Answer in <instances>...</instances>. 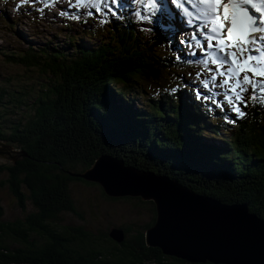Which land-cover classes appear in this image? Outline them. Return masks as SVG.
Returning a JSON list of instances; mask_svg holds the SVG:
<instances>
[{"label":"trees","instance_id":"16d2710c","mask_svg":"<svg viewBox=\"0 0 264 264\" xmlns=\"http://www.w3.org/2000/svg\"><path fill=\"white\" fill-rule=\"evenodd\" d=\"M148 3L122 1L113 15L116 21L106 17L102 30L85 32L96 40L94 46L71 34L63 48L47 41L36 48L27 44L21 53L1 52L9 62L38 70L47 81L28 113L16 116L10 109L14 117H7L0 107L5 124L0 125V140L28 156L19 155L12 165L0 161V175H5L0 187L6 186L21 209V215L5 220L0 205V264H212L188 263L146 246L143 232L154 217L141 229L120 226L124 239L119 244L100 230L60 225L64 213L82 219L68 183L92 184L72 174L88 168L100 154L223 203L245 202L249 211L264 217V104L252 100L251 92L247 107L241 105L243 117L218 106L223 101L203 90L210 99L201 104L185 80L140 107L132 106L138 102L135 96L145 97L137 81L159 83L161 76L188 63L203 65L202 58L192 55L188 61L167 51L175 36L167 25L140 27L141 16L153 14L144 6ZM74 6H83L87 14L95 11L87 4ZM7 93L12 107L24 105L21 98L11 97L13 91ZM2 94L0 88V100ZM113 96L125 111L118 110ZM232 120L236 122L230 127ZM229 129L233 132L226 139L221 131ZM203 131L212 138L206 139Z\"/></svg>","mask_w":264,"mask_h":264},{"label":"rangeland","instance_id":"374dc122","mask_svg":"<svg viewBox=\"0 0 264 264\" xmlns=\"http://www.w3.org/2000/svg\"><path fill=\"white\" fill-rule=\"evenodd\" d=\"M145 1L146 0H143V2ZM170 1L171 0L167 2L166 0V6L168 8H173L175 13L183 14V22L180 23L184 25L185 28L181 29V25L176 23L177 19H179L177 14L174 17L172 16L170 24L167 25L161 11L158 12L160 14H150L148 16L150 19L148 20L141 18L140 27H148L151 24H156L159 27H165L167 25V27L169 26L168 28H171L173 23L174 26H176V31L174 33L175 36L173 38L174 41L172 45H168L166 48L167 51H173L177 53L178 56L185 58L188 61H191L192 59H188L187 57L192 56L193 53H196L194 55L196 56V59L204 58V49L197 47L196 41L192 40V32L194 31V28L187 25L189 19L184 16L187 13H184L183 8L180 7V0H178L176 5H171ZM70 3L72 6H70ZM130 3H133V0H130ZM74 5H76L75 0H47L45 3H39L37 0H27V2H25V0H0V88L3 89L0 107H3L1 109L6 111L7 117H14L12 114L9 115L10 109H14L16 116L22 112L28 113L33 98L43 92V89L41 88L45 86L47 79L44 74L40 73L33 67H25L7 61L5 57L2 56V53H21V50L23 51V49L27 47V44L36 48V46L44 44L47 41H50V45L56 44L58 47L63 48L66 45V38L68 35H78L79 39H76L77 42L82 41L84 44H92L94 46L96 40L86 38L85 32L89 29L96 28L102 30V21L106 20L104 18H113L112 14L105 16L103 12L97 13L96 11L91 12L92 15H88L86 10L83 9V6L77 7ZM188 5L190 6L191 4H185L184 7L188 8ZM147 8L148 7H146V9ZM170 11L173 12V10ZM3 15L7 16L8 19L5 20ZM113 19L116 21L115 18ZM193 22L195 21L193 20ZM199 22L201 23V21ZM9 26H11V28H9ZM177 30L180 32L177 33ZM198 35L202 36L203 34L199 33ZM181 40H184L185 43L181 44ZM188 42H191V48H189ZM202 43L206 45L207 41L202 40ZM213 43H215V41H213ZM212 51H215V49H208L209 53ZM245 55H247V53H245ZM188 65L191 67L186 66L183 69H176L165 76H161L162 79L159 83L137 81L139 86L144 89L145 97H142V100H140L135 96L133 99H136L138 102H133L135 105L132 106L140 107L143 105L144 101L146 102L147 98L156 97L159 91H164L169 85L173 87L174 85H178L179 80H185L191 85V91H194L195 94V89H199L201 93H203L201 91L203 90L210 95H212V93H220V95H213L212 99L217 98L223 101L220 106H223L224 109L228 110L232 108L231 103L224 101V99H226V88H212L210 83L209 89H204L201 85V79H210V76L213 73L207 71L204 65H194L189 63ZM215 67L216 66L209 60L207 68L215 69ZM197 73L201 74L200 77L197 76ZM247 74L252 77V74ZM243 75L244 73L240 74L241 79L243 78ZM223 79V76L217 75L216 83H219ZM257 79H260V77H257ZM44 88H46V86ZM250 89L251 88L249 87V90ZM249 90L247 93L243 94L245 98L249 92H251ZM8 91H13L11 97L17 99L21 98V101L24 103L21 108L18 109L17 107H12L13 104L8 102L10 100L9 93H7ZM227 95H232V93H227ZM112 100L114 104H117L118 110H121V112L123 110L125 111L124 104H120L116 97L113 96ZM201 100L205 101V99L200 98L198 101L201 102V104H204ZM9 119L10 118L3 121L7 122ZM1 123L2 121L0 122V125ZM228 124L230 127L233 126L232 123ZM1 126L5 127V124H2ZM232 132L233 131L230 129L225 133L224 131H221L226 139L231 136L229 134ZM203 134L207 136L205 137L206 139L212 138L208 137L210 136L208 135L210 134L208 131H203ZM0 161L5 160L0 158ZM148 172H151L154 175H161L152 171ZM0 176L4 177L5 175L2 173ZM91 183L92 184H83L78 181H70L68 183L69 194L73 199L76 208L81 213L82 219L79 220L73 214L64 213L59 216L58 223L60 225L81 224L84 225L86 229L94 231L100 230L107 234V230L112 227L120 228V226H131L133 229H141L144 224L150 222L154 217L153 206L149 202L150 200H142L139 197L122 199L126 196L117 197V200H115L105 196L97 183ZM26 203V209L28 210L30 208L29 202L26 201ZM0 205L3 210L2 218L5 220H10L21 215V209L18 207L15 198L8 192L4 185L0 187ZM146 206L149 207L151 211L148 210Z\"/></svg>","mask_w":264,"mask_h":264},{"label":"water","instance_id":"95a60500","mask_svg":"<svg viewBox=\"0 0 264 264\" xmlns=\"http://www.w3.org/2000/svg\"><path fill=\"white\" fill-rule=\"evenodd\" d=\"M5 142L0 140V158L12 165L19 155L27 156ZM72 175L97 183L108 197L150 200L154 218L143 232L144 244L163 255L188 263L264 264V217L249 211L245 202H220L104 154ZM107 236L120 243L123 231L112 227Z\"/></svg>","mask_w":264,"mask_h":264},{"label":"snow or ice","instance_id":"6c2138e0","mask_svg":"<svg viewBox=\"0 0 264 264\" xmlns=\"http://www.w3.org/2000/svg\"><path fill=\"white\" fill-rule=\"evenodd\" d=\"M133 2L142 4L143 0H133ZM171 2L176 5L178 0H171ZM189 2H192L193 7L197 9L196 17H193V13L187 7H184ZM75 4L78 6L87 4L95 8L97 13L103 12L107 16L117 14L116 9L121 6V0H110V4L109 0H75ZM70 6H72L71 3ZM144 6L151 8L153 15L157 14L162 7L160 0H149V3ZM180 7L189 17L201 21L194 25L193 19H189L187 23L194 28L192 40L196 41L197 47L204 49V58L201 63L207 71L213 73L210 79H201L203 88L209 89L210 83L212 88H226L225 98L240 117L245 116L241 105L247 107L243 94L248 92L249 87L251 99L264 104V0H180ZM88 15L92 13L89 12ZM136 15L141 16L139 9L136 10ZM141 18L150 19L148 16H141ZM199 33L203 35L200 36ZM202 40L207 41V44H203ZM180 42L185 43L184 40ZM188 46L192 47L191 42H188ZM208 49H215V51L209 53ZM209 60L216 66L215 69L207 68ZM249 72L252 73V77L247 74ZM241 73H244L242 79ZM200 75L197 73L198 77ZM217 75L224 77L219 83H216ZM195 91L198 99H210V96H205L199 89ZM212 95H220V93H212Z\"/></svg>","mask_w":264,"mask_h":264},{"label":"bare ground","instance_id":"6f19581e","mask_svg":"<svg viewBox=\"0 0 264 264\" xmlns=\"http://www.w3.org/2000/svg\"><path fill=\"white\" fill-rule=\"evenodd\" d=\"M165 1L166 0H160V3H161V5H162V7H161V9H160V11H161V13H162V16L164 17V20L166 21V23H167V25H169L170 24V21L172 20L171 18H172V16L174 17L176 14H177V16H178V18L179 19H177V21H176V23L177 24H180L181 26H180V28L182 29V28H185L184 27V25H182L180 22H183L182 21V13L181 14H178V13H175L174 12V9L173 8H168V7H165ZM169 0H167V2H168ZM170 3H171V5H172V2L170 1ZM148 9H151V8H147V11H148ZM152 10V9H151ZM170 10H173V12H171ZM188 10L190 11V12H192V8L188 5ZM159 11V12H160ZM193 13V12H192ZM158 14H160V13H158ZM146 15H148L147 13H146ZM185 16V18H188V19H191V17H189L187 14H185L184 15ZM173 22H175V21H173ZM200 22L199 21H195V22H193V24L194 25H197V24H199ZM188 25V24H187ZM169 27V26H168ZM226 27H227V23H226ZM172 28H174V29H172ZM179 28V29H180ZM169 29H171L170 30V32H173L174 30L176 31V26H174V24L172 23V27L171 28H168V30ZM187 29V28H186ZM180 31H178L177 30V33H179ZM188 33V32H187ZM257 79V78H256Z\"/></svg>","mask_w":264,"mask_h":264}]
</instances>
